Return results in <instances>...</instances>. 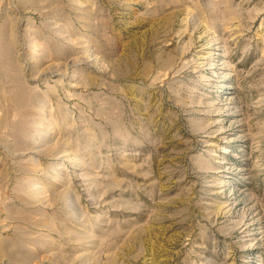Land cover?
I'll list each match as a JSON object with an SVG mask.
<instances>
[{
	"label": "rangeland",
	"instance_id": "1",
	"mask_svg": "<svg viewBox=\"0 0 264 264\" xmlns=\"http://www.w3.org/2000/svg\"><path fill=\"white\" fill-rule=\"evenodd\" d=\"M0 264H264V0H0Z\"/></svg>",
	"mask_w": 264,
	"mask_h": 264
}]
</instances>
